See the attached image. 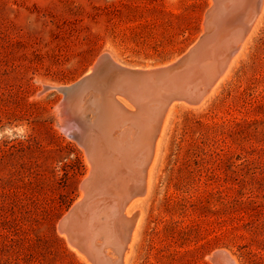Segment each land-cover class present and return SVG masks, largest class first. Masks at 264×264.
Returning <instances> with one entry per match:
<instances>
[{
    "label": "rangeland",
    "instance_id": "1",
    "mask_svg": "<svg viewBox=\"0 0 264 264\" xmlns=\"http://www.w3.org/2000/svg\"><path fill=\"white\" fill-rule=\"evenodd\" d=\"M212 3L0 0V264H87L57 227L88 173L59 127V86L104 53L127 67L175 61L213 29ZM259 12L212 95L168 117L126 264H215L219 249L264 264V1ZM85 102L82 116L105 121Z\"/></svg>",
    "mask_w": 264,
    "mask_h": 264
},
{
    "label": "bare ground",
    "instance_id": "2",
    "mask_svg": "<svg viewBox=\"0 0 264 264\" xmlns=\"http://www.w3.org/2000/svg\"><path fill=\"white\" fill-rule=\"evenodd\" d=\"M262 1L214 0L207 25L214 27L206 32L208 34L204 31L208 39L206 35H200L207 45L200 59L188 62L185 68H175L159 78L135 79L118 93L112 87L104 90L101 83L96 82L99 87L91 93L92 97L88 94L83 99L85 103L89 101L91 107L100 108L95 116H104L105 121H88L86 117L80 116L82 111L76 108L80 104L75 109L70 106L72 116L81 123L73 138L86 155L88 173L80 185V196L72 206H77L78 210H75L65 227L63 218L67 214L57 227L87 264L127 263L128 254L141 228L138 204L150 192L152 166L168 117L177 105H194L212 95L227 76L246 36L255 27ZM226 32L228 35L234 33L240 40L220 45L219 38ZM211 51L213 54L210 55ZM214 54L216 63L214 58L211 60ZM198 79L206 84V90L201 93V89L193 86L197 93L193 91L192 96L190 86ZM67 86H59V89ZM83 92L76 94L73 99L82 98ZM117 103L125 105L124 110L131 119L120 117L121 114L129 115L125 111L120 112ZM59 110L62 112V107ZM59 127L63 128L62 120ZM155 130L156 136L152 140ZM80 202L81 205L78 204ZM130 210L135 211L132 213ZM219 252L220 249L216 250L213 256L215 264H239L227 250Z\"/></svg>",
    "mask_w": 264,
    "mask_h": 264
},
{
    "label": "water",
    "instance_id": "3",
    "mask_svg": "<svg viewBox=\"0 0 264 264\" xmlns=\"http://www.w3.org/2000/svg\"><path fill=\"white\" fill-rule=\"evenodd\" d=\"M206 34L204 33L203 35ZM205 37L206 39H208V35H206ZM206 45L207 43L205 42V40H201V38H199L194 44L190 46V48L183 55L177 58L174 62L162 66H153L151 67V69L127 67L120 63H116L110 57L109 54L107 53L101 54L92 64V66L89 67L88 71H86L78 80L71 83L70 86L63 87L60 89L63 94V97L61 98L60 101V107H62L63 110L61 112L62 123H63L62 131L69 137L73 138L74 136H76V133L78 131L77 129L79 125H81V123L78 121V119L72 116L71 108L73 107L75 109V107L79 105V102L80 104H82L85 95L89 94V96H91V93L94 92V89H97L99 87L96 86L98 84L96 82H100L101 83L100 85L104 88V90H108L110 87H112L111 89L113 91H117V93L122 92L128 86V83L130 81H135V79H140L141 77L159 78L158 76H163L164 74L166 75L175 68L187 67L188 62L189 63L191 61L195 62L196 59L197 60L200 59V56L203 54ZM217 74H218V70L216 68V75ZM81 91H84L81 100L78 101L77 98L73 99L74 96ZM116 106L120 112L126 110L125 105L122 103H117ZM96 110H100V108H96ZM124 113H126V111ZM79 114L80 116H82L81 113ZM126 114L129 115V113ZM120 117L122 119L128 118L126 120L131 119L130 115L128 117L121 114ZM155 136H156V130L153 133L152 140L155 138ZM78 204L81 205V202ZM77 208H78L77 206L75 207L71 206L66 213L67 215L65 214L66 216L64 215L65 217L64 216H63L64 218L62 217L64 227L73 217L75 210H78ZM135 216L136 213L133 214V217ZM220 252L222 253V251ZM225 257L230 260L228 255L226 256L225 254Z\"/></svg>",
    "mask_w": 264,
    "mask_h": 264
}]
</instances>
